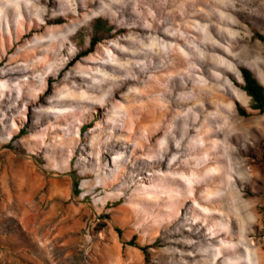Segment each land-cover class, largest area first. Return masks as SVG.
<instances>
[{
  "label": "rangeland",
  "instance_id": "rangeland-1",
  "mask_svg": "<svg viewBox=\"0 0 264 264\" xmlns=\"http://www.w3.org/2000/svg\"><path fill=\"white\" fill-rule=\"evenodd\" d=\"M10 1L0 0V264H218L238 234L264 263V114L250 109L241 74L264 87V43L254 38L264 34V0ZM97 20L111 31L92 49ZM205 35L212 60L193 76L244 126L227 144L235 166L215 164L222 175L175 165L162 148L172 116L161 131L148 122L161 106L175 111L166 93L182 95L180 80L161 66L182 76L186 56L147 51L170 39L199 51ZM175 124L174 138L184 128L198 135ZM212 155L199 157L225 160ZM132 240L148 260L121 244Z\"/></svg>",
  "mask_w": 264,
  "mask_h": 264
},
{
  "label": "bare ground",
  "instance_id": "bare-ground-1",
  "mask_svg": "<svg viewBox=\"0 0 264 264\" xmlns=\"http://www.w3.org/2000/svg\"><path fill=\"white\" fill-rule=\"evenodd\" d=\"M11 1H10V3H11ZM209 5H211L210 2H209ZM193 19H194V17H193ZM203 19H204V16H203ZM191 21H193V20H191ZM188 23H189V21H188ZM199 28H203V27H199ZM190 32L191 31L188 28L185 33H190ZM187 37H188V35H187ZM189 38H191V37L189 36ZM202 38H203V41H201V43H200V50L199 51L193 50L192 47L188 46L187 44L185 45V44H179V42L177 43L176 41L174 42L172 39H170L171 42L167 43L166 45L157 46V47H154V48L149 49L147 51L146 57H148V58H150L151 56L166 57L167 53L171 52L173 50H175L177 52H179V50H180L181 53L185 54V56H186L185 57L186 74H184L182 76L180 74H178L174 68H172L170 71L165 69L164 63H162V66H161L162 72H166L165 74H167V75L170 74V76L167 77V81H170V83H173V82H175L176 79L180 80L178 89H179V91L183 92L182 95H176V97H175L176 89H174V91H170V92L167 91V93H166V97L170 100V103L175 104V105L173 104L175 111L169 112L168 111L169 105L168 106H161L162 108H158L159 111H157L156 114L151 112L152 114L150 115L148 122L154 123V125H155L153 127L154 130L161 131L162 129H164V125L166 124L165 120H164L166 118V116H168V115L172 116V120L168 121V122H170V126H169L170 130L168 129L169 131L167 132V135L164 138L165 144H163L162 148H163V150H165L166 146L170 145L171 151H174L176 153V156L178 157V161H177V163H175V165L179 164L180 168L185 169V170L188 168H190V169L192 168L196 173H198L200 175H207V174L209 175V173H211L213 170H219V172H221V175H222V173H223L222 169H220V167L218 168L215 164L220 161L221 163H224L226 165L227 170L230 167L235 166L236 162L233 161V159H232L231 148L228 147L227 144L232 139L234 140V138L239 137L240 130L243 129L244 126L242 124L238 123L237 119H235L233 116H231V115H229V117L226 116V113H228V111H227L226 107L224 106V104H223L224 101H223L222 97L219 95V93L217 92L218 91L217 89L216 90L213 89L214 87L211 86V84L207 83L206 81H204L202 79L198 80L193 76L199 72L195 68L196 65L198 66V61L201 62L202 69H203L202 72H204L205 71L204 69H206V63L210 62L212 60V57L209 55L208 48H207L208 47L207 42H209V38L207 37V35H205V37H202ZM191 40H193V39H191ZM158 45H160V44H158ZM196 57H198V59H196ZM102 74H104V73H102ZM156 82H158V81H156ZM190 86H194V88L192 89V88H190ZM159 89H161V88H159ZM162 90L163 89H161V91ZM197 91H200L199 93L201 94V98L199 101H197V99L195 98V94ZM211 98L216 99L217 106H218V112H219L218 117L213 118V119L211 118V113L208 112V110H209L208 108H210L211 105L213 104ZM158 102H155L156 105L158 104ZM162 103H164V102H162ZM165 103H166V101H165ZM152 104H153V102H152ZM158 106H160V105H158ZM155 108H157V107H155ZM196 113H198V115ZM228 114H230V113H228ZM148 117H149V115H148ZM179 122L184 123L186 125L188 124L189 128L190 127L193 128L194 126L196 128H199V129L195 130V132L198 133V135L195 134L197 136H191L192 132H190L188 129L184 128V129H182V136H180V138H174L172 136L173 135L172 133L176 129L175 123H179ZM212 124H214V125H212ZM239 138H242V137H239ZM209 140H210V142H213V144L210 143ZM239 140H241V139H239ZM201 142H202V144H200ZM173 143L178 144V148L175 149L172 146ZM195 143H197V144H195ZM220 143H222V144H220ZM215 153L224 155L225 160L223 159L224 160L223 161L219 158H215V159H210L209 161H206V159L204 160L202 157L201 158L199 157L200 154H204L205 156H207V158H210V155H212V154L214 155ZM189 156H192V157L189 158ZM187 157L189 158L188 160L186 159ZM181 158H183L186 161L181 162L180 161ZM226 159H229L230 162L228 163V161ZM237 165H239V164L237 163ZM171 182H173V181H171ZM224 183H225V181L221 180L218 184L210 186L212 190L208 191L207 193L213 194V193H216L217 191H218V193H220V191L225 187ZM227 199H229L228 196H227ZM179 203H181V202L179 201ZM179 205H182V204H178V206ZM236 237H240L241 244H237L236 247H233L234 251L231 252V254H233V257H230L227 259V261L226 260L224 261V257H218L216 259L217 255L216 256L214 255L213 261H216L218 264H224V263L225 264H264L263 260L261 258H258V261L256 262L254 250L252 249L251 246H249L247 240H245L243 237H241V234H238V236H236ZM212 245H217L216 247H218V245H219L222 248L223 247L225 248V246L223 244H219V243H212ZM206 249H208V248H206ZM224 256H226V255L224 254ZM239 261L241 263H237ZM201 262L202 263L203 262L208 263V261H206V260L201 261ZM211 263H212V261H211Z\"/></svg>",
  "mask_w": 264,
  "mask_h": 264
},
{
  "label": "trees",
  "instance_id": "trees-1",
  "mask_svg": "<svg viewBox=\"0 0 264 264\" xmlns=\"http://www.w3.org/2000/svg\"><path fill=\"white\" fill-rule=\"evenodd\" d=\"M92 29H93L94 34L92 36L90 46L92 47V49H94V47L98 43H100V39L98 36H100L101 34L104 35L106 33H109L111 31V28L108 26L107 22H104L102 20H97L93 23ZM254 38L264 43V34L256 33ZM92 49L88 51L87 53L81 54L80 58L87 57L89 54L93 52ZM241 74L243 78L242 90L247 95V97L250 98L251 100L250 109L254 113H257L259 115L264 114V87L258 82L255 76L249 70L242 69ZM237 110L240 116L242 117L249 116V114H247L244 109L239 107ZM121 244L123 247L129 246V247H133L135 249L140 250L143 253L146 260H148V252H147L148 248L140 247L138 244H136L134 240L130 242L122 241Z\"/></svg>",
  "mask_w": 264,
  "mask_h": 264
}]
</instances>
